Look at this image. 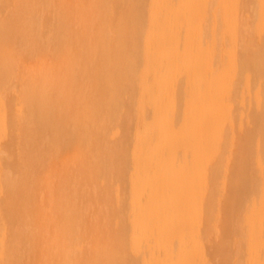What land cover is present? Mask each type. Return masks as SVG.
Instances as JSON below:
<instances>
[{"label": "bare ground", "instance_id": "6f19581e", "mask_svg": "<svg viewBox=\"0 0 264 264\" xmlns=\"http://www.w3.org/2000/svg\"><path fill=\"white\" fill-rule=\"evenodd\" d=\"M0 264H264V0H0Z\"/></svg>", "mask_w": 264, "mask_h": 264}]
</instances>
